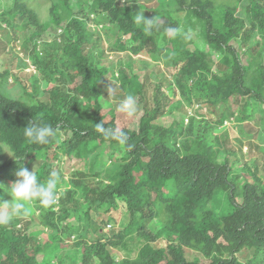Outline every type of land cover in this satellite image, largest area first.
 Instances as JSON below:
<instances>
[{
	"label": "trees",
	"instance_id": "1",
	"mask_svg": "<svg viewBox=\"0 0 264 264\" xmlns=\"http://www.w3.org/2000/svg\"><path fill=\"white\" fill-rule=\"evenodd\" d=\"M35 1L50 5L51 21H41ZM157 1L148 7L130 0H0V18L6 22L0 31L17 40L25 28H33L24 52L37 72L31 77L34 90L14 98L3 89L8 71H0V248L5 250L0 264H51L40 259L45 251L40 231L78 234L74 246H80L89 228L99 235L85 243L81 264H264L259 167L245 175L252 180L239 190L236 154L229 151L222 162L214 160L207 129L184 141V150L179 147L175 138L185 133L184 116L179 131L159 123L168 96L159 85L151 109L130 62L115 69L129 85L130 104L106 106L100 83L110 68L100 63L104 52L96 51L100 34L116 30L111 52L145 54L174 69V84L187 105H216L219 123L234 118L243 137L264 142V0H246L243 14L240 0L218 6L214 0ZM182 23L187 29L200 26L202 46L178 30ZM49 26L62 31L47 42L42 36ZM43 93L47 100L40 99ZM255 118V126L246 130L242 123ZM116 151L119 157L107 165ZM62 156L78 165L68 181L53 165ZM88 160L97 166L86 172ZM88 174L96 180L88 183ZM17 178H22L18 186ZM24 190L33 203L47 202L42 217L31 205L23 211L43 228H16L7 218ZM221 192L234 207L218 215L211 201ZM119 202L129 221L104 233ZM246 246L255 247L254 258H239ZM113 248L126 254L118 260Z\"/></svg>",
	"mask_w": 264,
	"mask_h": 264
},
{
	"label": "rangeland",
	"instance_id": "2",
	"mask_svg": "<svg viewBox=\"0 0 264 264\" xmlns=\"http://www.w3.org/2000/svg\"><path fill=\"white\" fill-rule=\"evenodd\" d=\"M218 5L222 4H237L238 0H214ZM143 3L148 7L156 6L157 0H130V3ZM37 6V2H34ZM246 4V0H240V13L243 14L242 6ZM170 6L166 5V8ZM0 8L1 4H0ZM37 11L43 23H48L51 21L50 17V5L48 4H40L37 6ZM148 14L154 16V13L151 10H147ZM162 19V18H160ZM163 20V19H162ZM6 25V22H3L0 18V27ZM91 26L93 27L92 23ZM51 28L50 26L48 27ZM44 33L42 36L44 40L50 42L54 39L53 34L59 27L51 28V31ZM179 31L191 34L195 43H199L202 46V41L199 37H197V33L200 32V26L189 27L186 28L185 24L182 23L179 26ZM0 71H8L7 81L3 83V89L14 98H26V93L32 92V76L37 73L35 67L31 65L30 60L28 59L25 51V47L29 44V38L32 35L33 28L27 27L23 30V32L19 35L17 40L14 39V36L10 35L6 36L4 30L0 31ZM101 38L99 39L101 42L99 43L101 46L96 48L97 53L104 52L100 56V63L102 65H106L110 70L109 73L104 77V80L100 83L101 90L106 97V106H113L115 108H119L121 104H130L127 98L132 93L130 92L129 85L124 84V81L121 78H118L115 75V69L121 66V63H131L134 67L132 70L133 73H137L139 75L140 82L144 86L145 95L149 101V106L152 109L154 105V99L156 97V89L159 85H162L164 93L168 96V100L165 101L164 109L166 114L158 120L159 123H162L165 127H175L177 131L180 130L179 120L184 116V131L185 133L181 137H176V144H181L183 147V142L188 140L192 141L196 138L199 132L204 129L208 130L207 133V141L211 144L212 157L217 162H222L227 152L232 151L236 154L237 163L235 167L238 169L236 172V178L238 184L236 183V188L239 190L241 186L244 185L246 179L252 180V176L248 177L245 175L250 174L251 170L256 169V166L259 167V174L264 177V142L257 140L255 137L246 138L243 137L240 133V123L234 119H227L223 123H219L218 120V106H213L210 103L200 104L198 102H194L193 105H187L186 102L183 101L178 89L174 84L175 70L172 68H166L162 63H156L152 61L147 55L140 54L132 57L129 53H115L111 52L110 47L113 45L114 41L118 37V33L116 30H111L108 34L102 32ZM95 37L97 35L95 34ZM18 41V43H17ZM40 47L42 43H39ZM39 47V48H40ZM92 47V45H91ZM42 49V48H40ZM103 50V51H102ZM27 65H26V64ZM30 64V65H29ZM125 71H129L130 67H123ZM38 75V74H37ZM39 77V75L37 76ZM133 80H135L133 78ZM43 84V81H42ZM42 88H45L42 85ZM40 99L47 100L48 94L43 93L39 95ZM134 110H137V107L133 106ZM120 117L124 116L125 111L120 110ZM256 122V118L252 120V122H244L243 127L247 130ZM123 125L119 122V127ZM256 128L257 125H256ZM196 148V146H195ZM194 148V149H195ZM184 150V148H182ZM112 151L111 149L108 152ZM9 150H6L8 153ZM119 151H116L114 154V158H108L107 165H110L111 161L115 159V157H119ZM44 156V153L42 154ZM12 157V155H10ZM76 161L71 160V162L67 159L66 156H62L53 161L54 168H60L65 171L67 174L66 179L70 178L69 173L75 169L78 165L75 164ZM38 163L35 164V166ZM95 165L92 160H88L85 171L88 172ZM89 175V174H88ZM249 178V179H248ZM22 178H17L15 180V185L18 186L21 184ZM96 178L89 175L86 178L88 183L95 181ZM238 190V192H240ZM20 197H17V200L13 203L10 212L7 214V218H10L12 224L17 227H26L27 230H38L43 228L44 226L39 221H35L29 215H26L23 211L27 210L29 206L36 209V216L42 217L49 209L47 208V202H45L42 206L40 204L33 203L32 199L26 191H21ZM237 200L242 201L241 196H237ZM9 199L6 200L8 202ZM211 206L214 209L216 214L230 212L234 203L231 199L227 198V195L223 192L216 194L211 201ZM40 209V214L38 215ZM98 209V205L95 204L91 210V216L93 222H96L95 219V211ZM104 211V210H103ZM102 212V211H101ZM115 221H110L106 227L101 229L104 233H109L111 231H118L122 228V222L128 223L129 214L125 207V204L119 202L117 207L111 211ZM50 217H54L56 219V215L53 216L50 214ZM82 225L85 224L84 221L80 222ZM61 222H59V225ZM109 225H112L110 227ZM22 229V228H21ZM39 240L42 244H45V253H40V259L42 262L49 260L51 264H81L83 259V247L86 246L85 243L89 244L98 238V233L93 232L91 228H89V232H86L87 237L85 240L87 242H82L80 246H74L75 242L80 241V235H70L65 231H59L55 234V231H40ZM83 234V230H82ZM49 239H45V237ZM54 236L53 238H51ZM58 236L60 240H58ZM85 245V246H84ZM162 245H165V241L162 240ZM112 253L116 254L117 259H121L126 254L125 250H119L113 248ZM5 250L0 248V258L4 257ZM255 256V247L254 246H246L241 250L239 254L240 259L246 258L252 259Z\"/></svg>",
	"mask_w": 264,
	"mask_h": 264
},
{
	"label": "built area",
	"instance_id": "3",
	"mask_svg": "<svg viewBox=\"0 0 264 264\" xmlns=\"http://www.w3.org/2000/svg\"><path fill=\"white\" fill-rule=\"evenodd\" d=\"M39 48V47H38ZM40 49V48H39ZM58 199H59V195L56 197V199H55V202H56V204H58ZM58 208V206H56V209Z\"/></svg>",
	"mask_w": 264,
	"mask_h": 264
},
{
	"label": "clouds",
	"instance_id": "4",
	"mask_svg": "<svg viewBox=\"0 0 264 264\" xmlns=\"http://www.w3.org/2000/svg\"><path fill=\"white\" fill-rule=\"evenodd\" d=\"M60 32L62 31L61 29L59 30ZM38 47H40V45L38 46ZM41 48V47H40ZM39 49V48H38ZM39 50H41V49H39ZM178 146L180 147V144H178ZM182 148V147H181ZM59 195V194H58ZM57 195V196H58ZM55 209H56V205H55ZM110 227H112V225H109Z\"/></svg>",
	"mask_w": 264,
	"mask_h": 264
}]
</instances>
